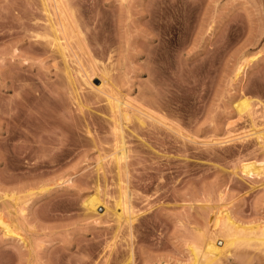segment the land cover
I'll use <instances>...</instances> for the list:
<instances>
[{"label": "rangeland", "instance_id": "374dc122", "mask_svg": "<svg viewBox=\"0 0 264 264\" xmlns=\"http://www.w3.org/2000/svg\"><path fill=\"white\" fill-rule=\"evenodd\" d=\"M183 1L0 0V264H264V0Z\"/></svg>", "mask_w": 264, "mask_h": 264}, {"label": "bare ground", "instance_id": "6f19581e", "mask_svg": "<svg viewBox=\"0 0 264 264\" xmlns=\"http://www.w3.org/2000/svg\"><path fill=\"white\" fill-rule=\"evenodd\" d=\"M164 2L165 3H167V4H174L175 6H176V22L178 23V24H182L183 23V17L185 16V4H184V1L183 0H164ZM244 67V66H243ZM242 68V67H241ZM240 69V68H239ZM85 70V72H83L84 74V76L86 77V80H87V82H89L95 89H97V90H100V91H103L105 94L107 93V95L109 96H113V98H114V95L115 94H113V92L111 93L110 91V89H109V91H107L106 89H105V87H106V84H107V77H106V75L104 74V73H98L97 71H91V72H89V71H87V69H84ZM241 70H238V73L240 72ZM237 73V74H238ZM94 74H96V75H94ZM98 77V78H100V80H99V85H96L95 83H94V78L95 77ZM108 88V87H107ZM113 94V95H112ZM117 97V96H116ZM115 97V98H116ZM111 98V97H110ZM120 100V98L118 99V97L116 98V102L114 103L111 99H109V101H112L111 103H114L113 105H114V108H116L117 110H118V112L121 110V106L119 107L118 105V101ZM110 103V104H111ZM112 104H111V108H113L112 106H113ZM244 106H247L246 104H244V102H243V104H242V108L244 107ZM114 110V109H113ZM117 110L115 111V112H117ZM126 113H124V115H125ZM148 114V113H147ZM151 116V115H150ZM259 136H262L263 138V140H264V133H261ZM116 152V151H115ZM123 153V152H122ZM122 153L120 152V156H121V158H122ZM119 156V157H120ZM118 157V156H117ZM118 157V160L120 159ZM244 166V168H243V171L246 173V174H254V173H260V169H256L254 166H252V164L251 163H246V164H244L243 165ZM88 202V208H91L92 210H95V209H97L98 208V204H99V202H101V199L98 197V196H92V197H89V200L87 201ZM124 204H126V202L124 203ZM123 203H122V205H124ZM124 207L126 208V207H128L129 208V206H125L124 205ZM124 208V209H125ZM125 209L126 211H124L123 209L121 210V212L122 211H124V212H126V213H129V209ZM128 211V212H127ZM124 212H122V214L123 215H121V213H120V215L124 218ZM131 212V211H130ZM129 216V215H128ZM122 217H120V218H122ZM125 217H127V216H125ZM128 218V217H127ZM127 218H125V220L127 219ZM129 219V218H128ZM223 220V219H222ZM228 220V221H227ZM221 220H217L216 221V224H218L219 222H220ZM224 221V220H223ZM222 221V222H223ZM221 222V223H222ZM220 223V224H221ZM225 223V224H224ZM224 223H222V225H223V228H221L222 230V232H223V230H224V232H225V237H224V246H219L218 244H217V239L213 236V235H210V236H207L208 237V239H206L207 241H206V245H205V248H203L202 250H200V251H198L197 249H195L194 247H196V245L193 247L195 250H194V252H196L195 254H196V256H198L196 259L197 260H201V261H197V262H199L200 264H211L210 262H214V261H219L220 259H221V255L223 254V250H225V249H223L224 247H225V245H227V243H231V241L232 242H235V243H238L239 241H240V239L239 238H242L241 239V241L244 239V242H245V240L247 241L248 240V238H245L246 237V234H245V236L242 234V233H240L242 236H240L239 237V235H238V237H236L237 236V234H236V228H238L240 225H238L237 223H236V225H234L235 223H234V221L231 219V217H230V215L227 213V219H226V221L224 222ZM216 226V225H215ZM4 227L6 228V234L7 233H9V230H11V228H10V226L7 224V223H5L4 222ZM216 228V227H215ZM241 228V227H240ZM239 228V229H240ZM246 228V227H245ZM244 228V229H245ZM264 228V227H263ZM239 229L237 230V233H238V231H239ZM249 229V228H248ZM219 231H220V229H218ZM246 230V229H245ZM244 230V231H245ZM262 231V230H261ZM214 232V231H213ZM213 232H212V234H213ZM218 232V231H217ZM263 233H264V231H262ZM16 233V232H15ZM216 233V232H215ZM246 233V232H245ZM11 234V233H10ZM17 234H19V233H17ZM236 234V235H235ZM20 235V234H19ZM217 235V234H216ZM223 235V234H222ZM224 236V235H223ZM248 236V235H247ZM256 236V235H255ZM260 236V235H259ZM237 238H238V240H237ZM204 239V238H203ZM250 239V238H249ZM259 239H261V243L264 245V235H263V237H261V238H259ZM204 241V240H203ZM238 241V242H237ZM246 243V242H245ZM239 244H241V242L239 243ZM193 246V245H192ZM191 246V247H192ZM227 247V246H226ZM225 247V248H226ZM199 248V247H198ZM226 252V251H225ZM223 256V255H222ZM219 259V260H218ZM196 262V263H197ZM184 264V263H183Z\"/></svg>", "mask_w": 264, "mask_h": 264}]
</instances>
